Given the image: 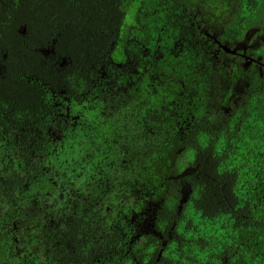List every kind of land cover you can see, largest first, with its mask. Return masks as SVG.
<instances>
[{"label":"trees","instance_id":"trees-1","mask_svg":"<svg viewBox=\"0 0 264 264\" xmlns=\"http://www.w3.org/2000/svg\"><path fill=\"white\" fill-rule=\"evenodd\" d=\"M228 2L0 0V264H264V0Z\"/></svg>","mask_w":264,"mask_h":264},{"label":"clouds","instance_id":"clouds-1","mask_svg":"<svg viewBox=\"0 0 264 264\" xmlns=\"http://www.w3.org/2000/svg\"><path fill=\"white\" fill-rule=\"evenodd\" d=\"M66 80H68L69 84L71 85L73 80H75V77L69 76V77H66ZM74 108H75V106H74ZM78 142H80V147L77 146ZM97 143H99V141H97ZM69 146H71V147H69ZM86 146H87V141H86L85 136L81 133V131L79 129H77L66 140L65 147L63 150V154L61 155V160H68L69 165H72L73 161H78L80 156L83 155V150ZM61 170H63V169H61ZM88 171H90V169ZM80 183H83V178L80 181ZM160 200H162V203L164 202L163 198H161ZM173 202H174V200L170 199V204ZM128 205H129V207L132 206V200L131 199L128 201ZM188 215H191V211H189ZM168 228H169L168 219L167 218H161L158 221L157 215H156L155 220H154V230L156 233L159 234V236L153 235V234H151V235L156 236L161 241H163L164 237L161 235V233L166 232L168 230ZM177 231H179L181 233V235H184L183 223L180 224V227L177 229ZM147 235H145V236H147ZM186 238H193L194 239L195 236L189 232L186 235ZM175 249H176L175 244L170 245L168 248V251L165 253V256L168 257L169 259L173 260V261H176L179 259L180 264H191L190 259H185V258L181 257L178 253H176ZM185 251H186L187 257H189V258L194 257L195 260H198L201 262V264H203V262L208 259L209 253H210V251H212V249H206L204 252H200L194 248L190 252L188 250H185ZM152 253H153V246H149L144 250V255H145L146 260L151 257Z\"/></svg>","mask_w":264,"mask_h":264},{"label":"rangeland","instance_id":"rangeland-1","mask_svg":"<svg viewBox=\"0 0 264 264\" xmlns=\"http://www.w3.org/2000/svg\"><path fill=\"white\" fill-rule=\"evenodd\" d=\"M227 0H211V2H213L214 4L218 5L221 3H225ZM230 0L228 2L227 6H230ZM123 26V25H122ZM121 26V27H122ZM122 32V28L120 31V34ZM259 37L260 35L257 34L256 30H252V32H248L247 35L245 36V38L236 45L237 50H242L243 48H247V47H255L257 45V43L259 42Z\"/></svg>","mask_w":264,"mask_h":264},{"label":"flooded vegetation","instance_id":"flooded-vegetation-1","mask_svg":"<svg viewBox=\"0 0 264 264\" xmlns=\"http://www.w3.org/2000/svg\"><path fill=\"white\" fill-rule=\"evenodd\" d=\"M183 3V6H184V1L182 2ZM189 3V2H188ZM187 3V4H188ZM196 3H193V5H195ZM187 8H189V9H192L191 11H188V10H186V12H188V13H191L192 15H193V17L194 18H196V12H194V10H193V8L191 7V6H187V7H185L184 6V9H187ZM255 30H256V32H257V34H259L260 35V37H259V42L262 40V38L264 39V31H262L261 33H259L258 32V30H257V28H254ZM253 28L252 29H250L249 31L250 32H252V30H254ZM249 31H247L246 33H245V36L247 35V33L249 32ZM214 34V33H213ZM245 36L243 37V39L245 38ZM242 39V40H243ZM241 40V41H242ZM241 41H238V42H235V50L233 51V53H235L236 55H238V56H240V57H242V58H244L245 56L244 55H246V53H245V50H247L248 48H250V47H247V48H243L242 50H237V47H236V45L238 44V43H240ZM259 42L257 43V45H259ZM226 51H228L227 49H226ZM241 51V53H238V52H240Z\"/></svg>","mask_w":264,"mask_h":264}]
</instances>
